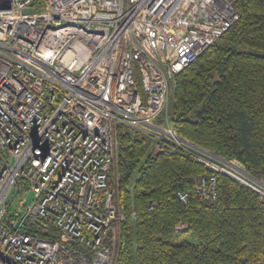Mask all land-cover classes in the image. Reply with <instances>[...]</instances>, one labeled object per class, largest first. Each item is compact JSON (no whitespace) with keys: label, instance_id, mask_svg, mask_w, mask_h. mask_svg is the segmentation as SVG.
<instances>
[{"label":"built area","instance_id":"obj_1","mask_svg":"<svg viewBox=\"0 0 264 264\" xmlns=\"http://www.w3.org/2000/svg\"><path fill=\"white\" fill-rule=\"evenodd\" d=\"M238 18L232 0H0V264H115L117 133L164 140L264 204V181L240 162L155 121L176 75ZM216 189L210 174L194 192Z\"/></svg>","mask_w":264,"mask_h":264},{"label":"trees","instance_id":"obj_2","mask_svg":"<svg viewBox=\"0 0 264 264\" xmlns=\"http://www.w3.org/2000/svg\"><path fill=\"white\" fill-rule=\"evenodd\" d=\"M232 1L239 18L222 44L209 45L176 75L172 108L155 121L264 181V54L233 47L264 51V0ZM116 147L124 219L115 264H264V204L256 191L141 131L117 133ZM210 174L216 197L200 199L194 188ZM177 191L189 194L186 202ZM178 224L185 229L177 231ZM24 228L59 237L55 226Z\"/></svg>","mask_w":264,"mask_h":264},{"label":"rangeland","instance_id":"obj_3","mask_svg":"<svg viewBox=\"0 0 264 264\" xmlns=\"http://www.w3.org/2000/svg\"><path fill=\"white\" fill-rule=\"evenodd\" d=\"M217 42L222 44V40L221 39H217ZM234 48L238 49V50H244V51H252V52H256V53H260V54H264V51H257L255 49H252L248 46H244V45H233ZM173 105V97L172 95L169 96L167 104H166V112H169L172 108ZM258 183V182H257ZM261 183L259 182V185ZM247 186V185H246ZM33 193L30 190H26L24 193V197L26 199L27 202H29V200L32 198ZM186 240L190 243H195V239L191 236L186 237Z\"/></svg>","mask_w":264,"mask_h":264}]
</instances>
